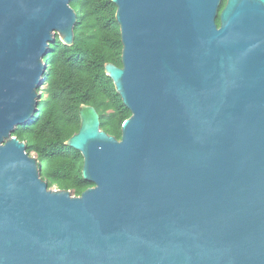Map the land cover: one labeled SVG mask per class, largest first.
<instances>
[{"label":"water","instance_id":"1","mask_svg":"<svg viewBox=\"0 0 264 264\" xmlns=\"http://www.w3.org/2000/svg\"><path fill=\"white\" fill-rule=\"evenodd\" d=\"M71 1L0 0V264H264V0H111L131 115L118 139L80 106L79 195L12 134Z\"/></svg>","mask_w":264,"mask_h":264},{"label":"trees","instance_id":"2","mask_svg":"<svg viewBox=\"0 0 264 264\" xmlns=\"http://www.w3.org/2000/svg\"><path fill=\"white\" fill-rule=\"evenodd\" d=\"M70 5L77 13L73 43L63 44L56 36L49 44L44 57L47 72L36 111L12 134L36 155L48 187L79 195L94 185L82 177L81 153L65 143L79 129L80 106L95 107L100 128L118 139L121 125L131 112L104 69L106 63L121 66L115 4L111 0H72ZM216 21L219 23L218 18Z\"/></svg>","mask_w":264,"mask_h":264},{"label":"rangeland","instance_id":"3","mask_svg":"<svg viewBox=\"0 0 264 264\" xmlns=\"http://www.w3.org/2000/svg\"><path fill=\"white\" fill-rule=\"evenodd\" d=\"M42 88H43V85H40V87L38 88V92L40 93V95H42ZM34 154V153H33ZM52 188H56L55 186L52 187Z\"/></svg>","mask_w":264,"mask_h":264}]
</instances>
